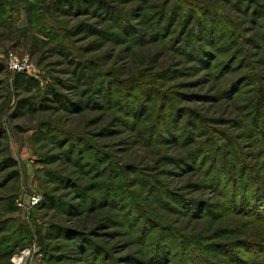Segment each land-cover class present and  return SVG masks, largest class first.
Wrapping results in <instances>:
<instances>
[{
    "label": "rangeland",
    "instance_id": "374dc122",
    "mask_svg": "<svg viewBox=\"0 0 264 264\" xmlns=\"http://www.w3.org/2000/svg\"><path fill=\"white\" fill-rule=\"evenodd\" d=\"M10 1L0 264H264V0Z\"/></svg>",
    "mask_w": 264,
    "mask_h": 264
},
{
    "label": "trees",
    "instance_id": "16d2710c",
    "mask_svg": "<svg viewBox=\"0 0 264 264\" xmlns=\"http://www.w3.org/2000/svg\"><path fill=\"white\" fill-rule=\"evenodd\" d=\"M11 4H12V2L10 1L9 2V0H0V14H3L5 11H6V8H7V6L9 5V6H11ZM59 4H63V1H61V0H59V1H57V2H53V6H57V5H59ZM59 7V6H58ZM190 14V13H189ZM223 21H225V22H227V20L226 19H223ZM155 33H157V32H155ZM182 40H184V39H181V41ZM200 40H203V39H200L199 38V41H198V43L196 44V50H197V52L196 51H194L195 53H193V52H189V54H190V56L191 57H193V58H196L197 60H199V61H205V59H207V57H208V54H207V52H206V50L204 49V47L206 46L205 44H207L208 43V41L206 40V41H204V42H202V41H200ZM180 41V42H181ZM15 73V77H16V81H18L20 84H25V83H27V82H30V78L29 77H27L26 75H25V73H22V72H14ZM53 95H54V97H55V100H59V101H62V95L61 94H58L57 92H51ZM262 95L264 94V89H262V93H261ZM21 103V102H20ZM21 106V105H20ZM256 125V124H255ZM8 162H10L11 161V159H8L7 160ZM263 196V195H262ZM50 200H51V198H49ZM236 200V201H235ZM241 202H243L242 204H241V206L242 207H245L246 208V210H250V211H246V212H250V213H255V212H257V213H260V214H262V211L259 209V207H258V205H256L255 203L253 204V203H251V202H248V201H246V200H244V199H236V198H234V200H233V207L235 206V207H237V205H239L240 206V203ZM260 204V203H259Z\"/></svg>",
    "mask_w": 264,
    "mask_h": 264
},
{
    "label": "built area",
    "instance_id": "2783aa9c",
    "mask_svg": "<svg viewBox=\"0 0 264 264\" xmlns=\"http://www.w3.org/2000/svg\"><path fill=\"white\" fill-rule=\"evenodd\" d=\"M6 65L13 72L31 73L34 67L32 59L29 56H19L14 52H9L6 56ZM39 197L35 194L30 196L31 205H37Z\"/></svg>",
    "mask_w": 264,
    "mask_h": 264
}]
</instances>
